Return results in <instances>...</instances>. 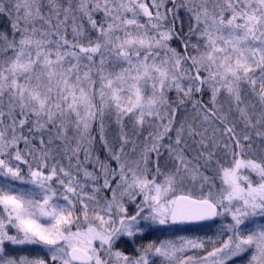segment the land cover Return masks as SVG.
Here are the masks:
<instances>
[{"label": "snow or ice", "instance_id": "6c2138e0", "mask_svg": "<svg viewBox=\"0 0 264 264\" xmlns=\"http://www.w3.org/2000/svg\"><path fill=\"white\" fill-rule=\"evenodd\" d=\"M0 15V264H264V0Z\"/></svg>", "mask_w": 264, "mask_h": 264}, {"label": "rangeland", "instance_id": "374dc122", "mask_svg": "<svg viewBox=\"0 0 264 264\" xmlns=\"http://www.w3.org/2000/svg\"><path fill=\"white\" fill-rule=\"evenodd\" d=\"M1 17H5L7 22L9 23V27H10V19L4 15H0ZM184 20V12L183 10H181L180 13V20L177 21L176 23V30L177 32L180 31V26H181V22ZM85 27H87V25H85ZM172 46L176 47L178 50H182L181 49V45H180V41L179 40H173L172 42ZM170 95L174 96V93H170ZM205 101H207L208 96L206 95L204 97ZM183 116H187L188 118L191 117V108L190 106H188V112L187 113H181L178 112L177 114V118L181 119L183 118ZM239 130V129H238ZM117 129L116 126L114 124V122L112 121H105V134H106V138L111 142L114 140V137L116 135ZM93 135L96 136V144H95V150L97 152V154L101 157V159H104L105 156L107 155V153L105 152V150L103 149L102 145H100L99 143V136L96 133V125H93ZM146 135V133H145ZM206 174H211V172L206 173ZM210 223V222H209ZM174 228L176 229H180L181 231H179L177 234L178 235H183V236H187V237H195V236H204L205 233H207L208 235H212V231L213 229L210 228L208 225L205 227V229H203V231H199V229H193V228H189L186 225H178V226H174ZM168 235H171V232L167 233ZM122 247H127L130 248L131 245H127V246H122ZM237 264H241L240 259H237Z\"/></svg>", "mask_w": 264, "mask_h": 264}, {"label": "trees", "instance_id": "16d2710c", "mask_svg": "<svg viewBox=\"0 0 264 264\" xmlns=\"http://www.w3.org/2000/svg\"><path fill=\"white\" fill-rule=\"evenodd\" d=\"M0 32H4V33H11V27H9V23L7 22L5 17H1L0 16ZM208 225V223H202V224H189L186 225L189 228H193V229H199V231H203V229H205V227Z\"/></svg>", "mask_w": 264, "mask_h": 264}, {"label": "flooded vegetation", "instance_id": "af4514ba", "mask_svg": "<svg viewBox=\"0 0 264 264\" xmlns=\"http://www.w3.org/2000/svg\"><path fill=\"white\" fill-rule=\"evenodd\" d=\"M206 223H209V222H206ZM200 224H202V223H200ZM186 225H189V224H186ZM174 227V226H173Z\"/></svg>", "mask_w": 264, "mask_h": 264}]
</instances>
